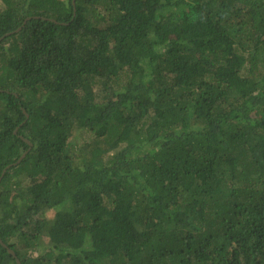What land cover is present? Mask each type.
<instances>
[{"label":"trees","instance_id":"1","mask_svg":"<svg viewBox=\"0 0 264 264\" xmlns=\"http://www.w3.org/2000/svg\"><path fill=\"white\" fill-rule=\"evenodd\" d=\"M1 176L0 264H264V0H0Z\"/></svg>","mask_w":264,"mask_h":264},{"label":"water","instance_id":"2","mask_svg":"<svg viewBox=\"0 0 264 264\" xmlns=\"http://www.w3.org/2000/svg\"><path fill=\"white\" fill-rule=\"evenodd\" d=\"M12 32H10V33H8V34H11ZM23 137V136H22ZM24 138V140H26L29 144H30V146H32V142L30 141V140H28L27 138H25V137H23ZM27 152H28V150L27 151H25L23 154H22V156L18 159V161L17 162H20L21 160H22V158L27 154ZM17 162L16 163H14V164H17ZM13 165V164H12ZM11 165H9L8 167H10ZM7 170V168L4 170V172H3V175H4V173H5V171ZM1 178H2V176L0 177V180H1ZM9 251H10V253H12V254H14L15 256H16V253H15V251L13 250V249H9ZM17 261L19 262V264H21V261H20V259H18L17 258Z\"/></svg>","mask_w":264,"mask_h":264},{"label":"rangeland","instance_id":"3","mask_svg":"<svg viewBox=\"0 0 264 264\" xmlns=\"http://www.w3.org/2000/svg\"><path fill=\"white\" fill-rule=\"evenodd\" d=\"M35 254V252H33ZM32 254V253H31Z\"/></svg>","mask_w":264,"mask_h":264}]
</instances>
